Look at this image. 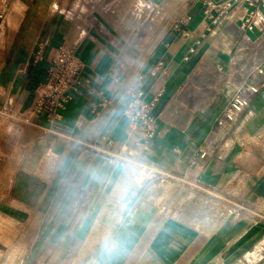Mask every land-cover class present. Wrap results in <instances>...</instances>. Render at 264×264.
Returning a JSON list of instances; mask_svg holds the SVG:
<instances>
[{
    "label": "crops",
    "instance_id": "0c3cea01",
    "mask_svg": "<svg viewBox=\"0 0 264 264\" xmlns=\"http://www.w3.org/2000/svg\"><path fill=\"white\" fill-rule=\"evenodd\" d=\"M206 8L204 0H0V115L17 120L10 127L24 128L19 118L59 45L83 63L61 119L35 117L28 129L49 146L38 155L57 161L55 182L34 191L50 200L81 191L97 209L84 239L108 236L98 264L109 256H127L128 264H264V0L240 1L216 20ZM251 9L255 26L241 30ZM38 43L45 60L34 64ZM250 84L258 90L248 106L218 125ZM136 89L145 101L157 98L158 131L145 145L128 133L123 113ZM144 169L157 174L137 186L131 177ZM124 183L137 186L129 206L90 239L110 196L121 198L112 210L122 203Z\"/></svg>",
    "mask_w": 264,
    "mask_h": 264
},
{
    "label": "rangeland",
    "instance_id": "374dc122",
    "mask_svg": "<svg viewBox=\"0 0 264 264\" xmlns=\"http://www.w3.org/2000/svg\"><path fill=\"white\" fill-rule=\"evenodd\" d=\"M19 119L25 125L17 130L9 126L17 120L0 115V264L102 263L108 236L85 244L97 209L86 207L84 192L78 191L72 198L71 193L57 192L50 200L48 191H34L55 182L57 161L54 155H38L48 150V144L33 140L36 132L28 129L32 121ZM136 178L131 181L138 186ZM108 201L107 210L114 209L113 196ZM105 227L113 228L94 225L90 239ZM106 261L128 264L129 257L109 256Z\"/></svg>",
    "mask_w": 264,
    "mask_h": 264
},
{
    "label": "built area",
    "instance_id": "2783aa9c",
    "mask_svg": "<svg viewBox=\"0 0 264 264\" xmlns=\"http://www.w3.org/2000/svg\"><path fill=\"white\" fill-rule=\"evenodd\" d=\"M240 1H246L248 6H253L256 0H204L207 8L204 13L210 19L216 20L223 16L234 5ZM0 9V19L3 18V11ZM215 10V14L213 12ZM255 9H251L242 16L240 29H253L256 17ZM45 60L44 46L38 43L36 50L32 53L31 62L37 64ZM83 69L82 61L77 57L74 50L64 45H59L54 53L47 59L45 77L38 82L32 106L22 116L24 120L31 121L35 117L43 116L47 119L57 121L61 119V112L72 100L74 92L78 88V78ZM258 87L250 84L238 89L228 106L220 114L217 124L227 126L232 123L238 114L248 106L250 96L256 93ZM144 92L136 89L131 93V99L126 104L123 113L127 117L128 133L135 132L138 135L137 142L145 145L152 140L158 131V122L152 113L156 99L150 101L142 99ZM205 153H201L203 157ZM155 173L144 169L136 180L143 183L146 177ZM159 175L171 176L169 172L161 171Z\"/></svg>",
    "mask_w": 264,
    "mask_h": 264
},
{
    "label": "bare ground",
    "instance_id": "6f19581e",
    "mask_svg": "<svg viewBox=\"0 0 264 264\" xmlns=\"http://www.w3.org/2000/svg\"><path fill=\"white\" fill-rule=\"evenodd\" d=\"M121 182V181H120ZM120 190H123L124 194L122 195V203L117 204L118 209L116 210H107V208H104V211L102 212L100 218H99V223L97 222L95 225L96 227L101 226V224L106 225L108 228L112 227L113 223L116 221V219L121 216L122 212L129 206L132 197L136 194L137 191V186L131 185L128 183L120 184L118 185V192ZM114 200H120L121 198L119 197H113ZM107 221V224H106ZM105 222V223H103ZM256 260V258H255Z\"/></svg>",
    "mask_w": 264,
    "mask_h": 264
}]
</instances>
